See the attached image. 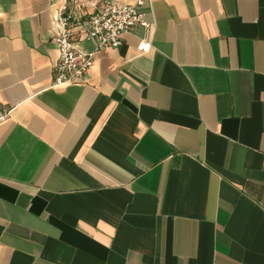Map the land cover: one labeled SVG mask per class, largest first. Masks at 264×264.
I'll return each mask as SVG.
<instances>
[{"label": "crops", "instance_id": "obj_1", "mask_svg": "<svg viewBox=\"0 0 264 264\" xmlns=\"http://www.w3.org/2000/svg\"><path fill=\"white\" fill-rule=\"evenodd\" d=\"M65 1L0 0V264H264V0H144L54 87Z\"/></svg>", "mask_w": 264, "mask_h": 264}, {"label": "built area", "instance_id": "obj_2", "mask_svg": "<svg viewBox=\"0 0 264 264\" xmlns=\"http://www.w3.org/2000/svg\"><path fill=\"white\" fill-rule=\"evenodd\" d=\"M144 0L118 6L108 0H66L57 10L58 34L54 44L59 57L54 68V87L80 83L94 65L96 54L123 45L126 34H136L149 23ZM86 43L92 45L87 50ZM152 44L141 41L137 49L151 51Z\"/></svg>", "mask_w": 264, "mask_h": 264}]
</instances>
